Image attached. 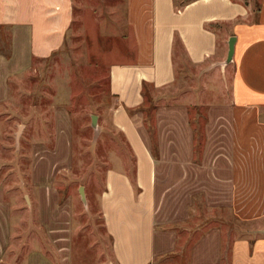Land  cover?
I'll list each match as a JSON object with an SVG mask.
<instances>
[{"label":"rangeland","instance_id":"1","mask_svg":"<svg viewBox=\"0 0 264 264\" xmlns=\"http://www.w3.org/2000/svg\"><path fill=\"white\" fill-rule=\"evenodd\" d=\"M249 1L253 9L261 2ZM125 2L74 0V19L63 45L46 58H33L30 67L5 75L0 85L5 87L0 100V192L1 201L11 205L13 212L11 236L22 235L23 243H35L43 235L32 166L33 161L39 170L45 166L46 158L56 155L54 145L59 139V160L67 163L55 173L53 183L58 205L67 204L73 263L112 264L98 195L107 168L114 163L124 166L130 157L123 136L111 123L115 100L108 87L109 65L131 57L132 36L123 38L121 34L132 30L125 23ZM218 27L217 55L195 65L183 49L176 48L175 80L149 91L159 98L157 107L186 108L190 163L185 162L184 136L179 137L181 143L174 144L169 142L167 130L161 133L157 107L145 122L143 114L139 115L156 159L163 151L156 175L157 227L172 232L176 240L175 248L166 252L168 256L155 260L158 263L188 262L193 251L212 246L215 237L221 252L217 261L226 263L234 240L247 239L251 244L264 230V214L239 217L231 205L230 140L224 119L217 116L222 113L228 123L233 62L224 63L227 26ZM172 119L174 125L181 123V113ZM260 120L264 124V118ZM48 199L55 202L51 196ZM11 240L14 245L16 238Z\"/></svg>","mask_w":264,"mask_h":264},{"label":"crops","instance_id":"2","mask_svg":"<svg viewBox=\"0 0 264 264\" xmlns=\"http://www.w3.org/2000/svg\"><path fill=\"white\" fill-rule=\"evenodd\" d=\"M177 1L187 3L175 6L173 0H126L125 23L132 30L121 34L123 38L132 36L131 57L109 65L108 87L115 100L111 123L130 152L124 166L113 162L107 168L98 195L112 264H164L155 260L168 256L166 252L176 245L175 235L158 230L156 222V175L163 151L156 159L141 124L142 113L137 110L143 101V83L159 89L175 80V36L195 65L218 54L219 25L227 26V50L229 37L235 36L228 123L222 113L217 116L224 119L230 140L231 205L239 217L264 214V124L260 120L264 118V0L259 1V9H253L249 0ZM74 12V0H0V85L5 75L30 67L33 58H46L58 50ZM4 96L5 87H0V100ZM127 108L133 110V116ZM176 113H181L182 122L174 125ZM185 114L182 105L156 109L158 126L162 134L165 130L170 134L169 142L181 143L179 137L184 136L185 162L190 163L191 130ZM58 142L56 139V155L46 158L40 170L33 161V189L38 190V222L43 231L35 243H23L22 235L12 238L13 212L11 205L1 201L0 192V264H85L72 262L67 204L57 203L53 178L67 163L59 160ZM15 238L13 245L11 239ZM211 241L212 246L193 251L190 261L174 264H264V230L251 244L247 239L234 240L226 263L217 261L221 257L218 238Z\"/></svg>","mask_w":264,"mask_h":264},{"label":"trees","instance_id":"3","mask_svg":"<svg viewBox=\"0 0 264 264\" xmlns=\"http://www.w3.org/2000/svg\"><path fill=\"white\" fill-rule=\"evenodd\" d=\"M173 2L175 4V6H179V5H183V4L187 3L186 1L179 3L177 0H173ZM257 9H259V5H257ZM176 48L183 49V45H182L178 36H175L174 40H173V52H175ZM173 58H174V53H173ZM150 88H154V87H150L148 84L143 83V88H142L143 101H142L141 105L137 108V110L143 114V122L146 121L149 113H151L153 110L156 109L157 100L159 99L158 97H154L153 95H151L149 93ZM127 113L130 116H133V110L132 109L127 108ZM130 177H131L130 178L131 181L134 182L133 169H132V173H131Z\"/></svg>","mask_w":264,"mask_h":264},{"label":"water","instance_id":"4","mask_svg":"<svg viewBox=\"0 0 264 264\" xmlns=\"http://www.w3.org/2000/svg\"><path fill=\"white\" fill-rule=\"evenodd\" d=\"M234 43H235V36H230L228 39V50H227V55H226V59L224 63H228L232 60L233 53H234ZM92 120L94 122L95 120L94 116L92 117ZM79 192H80L81 198H84L82 186H80Z\"/></svg>","mask_w":264,"mask_h":264}]
</instances>
